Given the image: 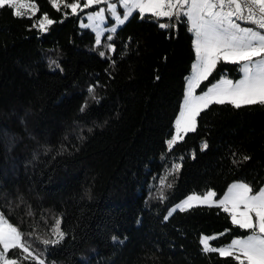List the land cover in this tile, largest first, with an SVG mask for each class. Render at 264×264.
I'll return each mask as SVG.
<instances>
[{"label": "trees", "instance_id": "16d2710c", "mask_svg": "<svg viewBox=\"0 0 264 264\" xmlns=\"http://www.w3.org/2000/svg\"><path fill=\"white\" fill-rule=\"evenodd\" d=\"M35 4L31 19L0 9V211L26 235L31 253L49 264H238L201 251L202 235L217 236L210 243L219 248L249 233L222 206L164 217L193 193L211 189L219 199L234 182L264 185V106L212 104L169 151L195 60L188 23L136 11L96 44L79 22L105 3L79 16L63 3L60 11L50 0ZM43 13L57 21L47 31L32 27ZM223 76L238 79L239 66L217 63L203 85ZM157 191L166 198L149 200ZM60 218L65 239L44 245L56 239Z\"/></svg>", "mask_w": 264, "mask_h": 264}, {"label": "snow or ice", "instance_id": "6c2138e0", "mask_svg": "<svg viewBox=\"0 0 264 264\" xmlns=\"http://www.w3.org/2000/svg\"><path fill=\"white\" fill-rule=\"evenodd\" d=\"M50 2L57 11L61 10L60 4L63 3L64 9H71V14L76 16H79L84 9L103 2L106 3L110 16L120 25L136 11L142 19L145 18V13H150L157 20L167 17L169 20L183 19L189 24L188 30L194 34L196 59L192 65V75L186 78L187 92L182 110L175 122V134L166 142L169 151L183 139L181 132L186 134L196 130V117L212 104H230L235 109L254 105L264 106V0H111V2L83 0V4L81 0L74 2L50 0ZM120 6L125 10L121 12ZM5 7L12 9L13 15L17 18H25L27 13V18L31 19L39 10L35 0H0V9ZM104 13V8L87 13L89 23H82L81 26L91 28L96 18L104 21L107 18ZM67 14L65 12V15ZM56 22L50 19L47 13H43L32 27L47 31L48 26ZM242 24L252 26H242ZM158 26L175 27L174 24L164 23ZM115 27L116 25L111 30L115 31ZM100 36V32L97 31L96 44L101 43ZM106 39L111 40V36ZM107 47L115 51L114 45L109 44ZM100 55L104 56L105 53L101 52ZM222 61L238 65L242 73L241 78L232 81L222 77L215 84L207 87L206 91L195 95V89L199 88L203 81L208 80L217 63ZM95 87L93 85L88 88L90 95L94 93ZM86 107L87 102L81 106V112ZM207 147L205 142L201 150ZM249 159L248 156L242 157L243 161ZM233 163L237 161L234 160ZM180 166L175 164L172 171L178 170ZM160 183L161 185L165 183L164 177L160 178ZM215 196L216 193L211 189L203 195L190 194L170 209L164 220L177 210L186 211L197 203L211 206ZM159 198L163 200L166 197L161 192ZM215 203L222 206L224 212L230 213L234 225L249 230L250 234L234 238L228 245L219 248L210 243L217 236L202 235L201 251L216 252L222 257L233 258L238 264H264V186L254 190L248 183L234 182L224 197ZM241 206H243L242 210ZM27 215H34L30 206ZM61 222L62 218L57 219L52 230L56 239L43 240L44 245H57L65 239L66 233L61 230ZM27 235L31 236L32 233ZM26 239L20 227L11 223L4 211H0V264H22L21 256L23 260L31 256L32 259L39 260V264H45L43 259L31 253ZM112 239L114 242L123 243L119 237L114 236ZM15 250H20V253L15 254ZM10 252L14 254L9 256Z\"/></svg>", "mask_w": 264, "mask_h": 264}, {"label": "rangeland", "instance_id": "374dc122", "mask_svg": "<svg viewBox=\"0 0 264 264\" xmlns=\"http://www.w3.org/2000/svg\"><path fill=\"white\" fill-rule=\"evenodd\" d=\"M109 2H111V0H109ZM100 8H104L105 9V13H104V15L107 17L104 21H101L100 20V18H96L95 19V21L94 22H92V27L91 28H89V29H91L93 32H94V34H95V39H96V33H97V31H99L100 32V34H101V36H100V38L102 37V35L104 34V33H106V32H114V31H112L111 29L113 28V26L114 25H116V27H115V31H116V29L119 27V26H121L120 24H118V22H116L111 16H110V14L108 13V11H107V5H106V3L105 4H103V5H101L100 7H98L97 9H94V10H91V11H88V12H85V13H83L82 14V19H80V22H79V24H80V26L82 25V23H89V20H88V18H87V13H90V12H94V11H97V10H99ZM125 9H123L122 8V6H120V11L122 12V11H124ZM145 14H150V13H145ZM188 26H189V24H188ZM242 26H250V25H246V24H242ZM82 27V26H81ZM193 36H194V34H193ZM195 59H196V56H195ZM194 62H195V60H194ZM193 62V63H194ZM239 72H240V77L238 78V79H236V80H239L240 78H241V76H242V73H241V71H240V68H239ZM192 73H193V68L191 69V71H190V73L188 74V76L186 77V78H189L191 75H192ZM222 77H220V78H218V79H216V80H214L213 82H211V83H209V84H204L203 85V82L201 83V85H200V87L199 88H196L195 89V95H200L201 94V92L202 91H206L207 90V87H210L212 84H215L217 81H219L220 79H221ZM223 78H225V79H229V80H232V81H236V80H233V79H231L230 77H226V76H223ZM186 92H187V84H186V86H185V92H184V97H183V100H182V104H181V107H180V111H179V113H178V116L176 117V120L178 119V117H179V114H180V112H181V110H182V106H183V101H184V98H185V95H186ZM176 120H175V122H176ZM175 134V123H174V131H173V134H172V136ZM185 133H183V132H181L180 133V135L181 136H183ZM172 138V137H171ZM158 185H160L159 187H161V188H163L162 187V185H161V183H160V179L158 180ZM264 186V185H263ZM227 191H228V189L226 190V192L224 193V194H226L227 193ZM160 194H161V191H157V192H153V193H151L150 195H149V197H148V199L149 200H154V198L155 197H157V196H160ZM187 197V196H186ZM185 197V198H186ZM224 197V195L222 196V197H220L219 199H216L215 197H213V203H212V205H216L217 203H215V201H219L220 199H222ZM185 198H183L182 200H180L178 203H180L181 201H183ZM178 203H176V204H178ZM175 204V205H176ZM174 205V206H175ZM196 205H207V204H199V203H197ZM173 206V207H174ZM172 207V208H173ZM171 208V209H172ZM242 208H243V206H241V210H242ZM255 219V218H254ZM248 234H250V233H248ZM247 234V235H248ZM205 236H207V235H205ZM244 237V236H243ZM235 238H238V237H235ZM234 239V238H233ZM231 242V241H230ZM229 242V243H230ZM228 243V244H229ZM228 244H226V245H228ZM226 245H223V246H226ZM223 246H221V247H223ZM44 261H45V264H49L45 259H43Z\"/></svg>", "mask_w": 264, "mask_h": 264}, {"label": "built area", "instance_id": "2783aa9c", "mask_svg": "<svg viewBox=\"0 0 264 264\" xmlns=\"http://www.w3.org/2000/svg\"><path fill=\"white\" fill-rule=\"evenodd\" d=\"M161 18H167V17H161ZM169 19V18H168ZM250 26H252V25H250Z\"/></svg>", "mask_w": 264, "mask_h": 264}, {"label": "crops", "instance_id": "0c3cea01", "mask_svg": "<svg viewBox=\"0 0 264 264\" xmlns=\"http://www.w3.org/2000/svg\"><path fill=\"white\" fill-rule=\"evenodd\" d=\"M233 184V183H232ZM230 187V186H229ZM229 187H228V189H229ZM225 195V194H224Z\"/></svg>", "mask_w": 264, "mask_h": 264}]
</instances>
